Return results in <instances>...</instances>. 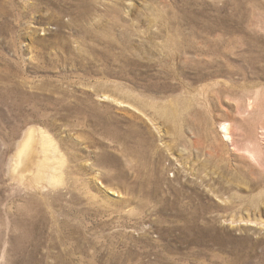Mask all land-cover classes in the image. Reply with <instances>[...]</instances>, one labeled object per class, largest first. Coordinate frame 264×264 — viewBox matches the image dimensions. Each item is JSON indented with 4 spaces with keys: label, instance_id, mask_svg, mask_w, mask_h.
I'll list each match as a JSON object with an SVG mask.
<instances>
[{
    "label": "rangeland",
    "instance_id": "374dc122",
    "mask_svg": "<svg viewBox=\"0 0 264 264\" xmlns=\"http://www.w3.org/2000/svg\"><path fill=\"white\" fill-rule=\"evenodd\" d=\"M180 31L186 74L165 60ZM249 42L264 0H0V264H247L264 239Z\"/></svg>",
    "mask_w": 264,
    "mask_h": 264
},
{
    "label": "bare ground",
    "instance_id": "6f19581e",
    "mask_svg": "<svg viewBox=\"0 0 264 264\" xmlns=\"http://www.w3.org/2000/svg\"><path fill=\"white\" fill-rule=\"evenodd\" d=\"M162 16V15H161ZM96 17V15H95ZM83 19H86V20H90V16L87 18H83ZM93 21V20H92ZM91 21V22H92ZM80 22V21H79ZM90 22V21H89ZM76 24V23H75ZM91 24V23H89ZM91 28H93L94 30L96 31H100V30H103L105 28V26L101 25V23H97V24H94L92 25L91 24ZM90 29V27H87L85 28V30H88ZM185 39V36L183 34L182 31H180V33L178 34V36L176 37H171L170 40L172 42V44H169L165 49H164V52L166 53V56H165V60L166 61H169L170 63H180L182 65V61L183 63H191L190 60H193L195 59V57H191V56H188V54H196L198 53V49L194 46V43H185L183 40ZM129 44L132 42V39L129 37ZM245 52L241 54V56L245 57L246 60L248 61V65L245 66V70H250L253 72V74L255 75H258L257 73L259 72H263V75H259V76H263L264 77V42L263 43H255V42H249L245 45ZM238 46H233L230 48L229 51L231 52H236V48ZM244 48V47H243ZM215 52H218L219 53V49L216 47L215 50H213ZM145 53V52H144ZM212 54L214 55V53L212 52ZM228 54V53H227ZM145 56V55H144ZM163 57V55H162ZM194 67H202L201 64H199L198 62H194ZM182 68V70L180 71L181 73H184L186 74V70L184 69L183 65L180 67ZM174 75L176 73V71H178L176 68H173L171 67V70H170ZM231 76V75H230ZM196 79L198 81H201V82H205V81H208V80H211L212 77L210 75H198L196 77ZM248 80V79H247ZM216 81V80H215ZM218 81V80H217ZM216 86V85H215ZM201 88V87H200ZM203 88L204 90L206 91H212L214 90V85L213 84H209L207 86L204 87L203 85ZM252 100V99H251ZM250 100V107L253 106V101ZM249 106V105H248ZM99 112V111H97ZM158 114L162 117V119H164L165 121H168V118L165 116V113H162L160 111H157ZM101 115V114H100ZM99 115V116H100ZM103 115V114H102ZM101 115V116H102ZM106 121V120H105ZM108 121V120H107ZM104 122V120H103ZM111 122V121H110ZM109 122V123H110ZM101 123V121L99 122ZM105 123V122H104ZM112 123V122H111ZM110 123V124H111ZM223 125H222V128L223 130L225 131V135L227 138H231V124L229 122H222ZM104 125V124H103ZM104 126H107V124H105ZM104 128V127H103ZM106 128V127H105ZM104 128V129H105ZM108 129L106 128V131ZM110 130V129H109ZM108 130V131H109ZM113 130V129H112ZM128 130V129H127ZM137 130V129H136ZM124 131H126L124 129ZM129 131V130H128ZM112 132V131H111ZM110 132V133H111ZM133 132V131H132ZM116 133V132H115ZM126 133V132H124ZM106 134V133H105ZM114 134V133H113ZM128 134V133H127ZM137 134V132L135 133ZM142 134V133H141ZM102 135V133H101ZM104 135V134H103ZM109 135V134H108ZM130 135V134H129ZM105 136V135H104ZM111 136V135H110ZM114 136V135H113ZM141 136V135H140ZM262 136L264 138V131L262 133ZM120 137V136H119ZM125 137V136H124ZM123 137V138H124ZM114 138V137H112ZM111 138V139H112ZM132 138V137H131ZM117 139V138H116ZM133 139V138H132ZM137 139V138H136ZM264 140V139H263ZM114 141V140H113ZM119 141V140H118ZM122 141V140H121ZM197 144H199V142H197ZM52 146V145H51ZM53 148V147H52ZM57 148V147H55ZM132 148V147H131ZM134 148V147H133ZM125 149V148H124ZM136 149V148H135ZM126 150V149H125ZM131 151V150H129ZM133 151V150H132ZM55 152V151H54ZM126 152V151H125ZM134 152V151H133ZM137 152V151H136ZM128 153V151H127ZM131 153V152H130ZM135 153V152H134ZM253 158L254 161L256 162H259V158L256 154H252L251 156ZM51 174V173H50ZM54 179V178H53ZM59 182V181H58ZM259 182V181H258ZM258 185H260V183H258ZM262 185V184H261ZM78 188V187H77ZM67 191V190H66ZM98 202V201H97ZM73 205V204H72ZM64 210V209H63ZM248 210L250 212H252V214L254 215V213H257L259 212V214H261V217L263 216L262 214H264V192H262V189L255 195L253 196V198L250 200L249 204H248ZM85 213V212H84ZM88 213V212H87ZM260 216V215H259ZM259 218V217H258ZM257 219V218H256ZM258 222L259 224V221H256ZM262 222V220L260 221ZM75 224V223H74ZM79 224V223H78ZM262 223H260L261 225ZM80 225V224H79ZM78 226V225H76ZM72 227V226H70ZM77 228V227H76ZM75 228V229H76ZM80 229H83V228H80ZM257 229V228H256ZM78 230V229H77ZM82 231V230H81ZM75 232V231H74ZM262 241L264 242V239L263 238H260V240H258L257 242L256 241H251L248 249L245 251V256L247 257L245 262H247V264H264V250H262V252L260 253V255H258L256 252H254L252 254V251H256V248L254 245H256L257 247L259 246V244L262 243Z\"/></svg>",
    "mask_w": 264,
    "mask_h": 264
}]
</instances>
